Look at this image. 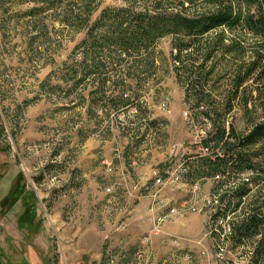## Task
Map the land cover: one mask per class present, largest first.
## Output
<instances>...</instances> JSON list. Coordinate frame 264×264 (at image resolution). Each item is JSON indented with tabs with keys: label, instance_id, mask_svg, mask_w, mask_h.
Listing matches in <instances>:
<instances>
[{
	"label": "rangeland",
	"instance_id": "374dc122",
	"mask_svg": "<svg viewBox=\"0 0 264 264\" xmlns=\"http://www.w3.org/2000/svg\"><path fill=\"white\" fill-rule=\"evenodd\" d=\"M124 3L0 0V264H107L109 260L127 264L144 248L142 238L133 245L117 243L116 224L124 222L127 209L139 203L138 197L126 194V188H131L133 181L140 187L145 178L140 189H148L153 170L166 168L176 155H182L188 167V182L165 190L163 199L179 205L186 197L177 201L175 193L182 191L188 196L195 182L199 191L191 207L180 209L161 226L162 235L167 225L188 215L206 218L191 208L211 205L219 200L220 190L228 189H217L212 176L198 167L199 154H203L198 145L201 132L212 130L202 113L214 116L212 109L229 88L227 79L221 77L215 83L213 73L206 78L204 93H199L192 83L197 78L186 77L173 61L171 37L153 47L154 76L141 73L137 84L124 77V84L138 92V97L129 99L128 107H118L117 95L107 93L89 113L87 94L92 84L85 81L74 87L80 77L74 70L80 62L85 28L66 26L60 20L69 10L78 15L89 6L85 15L93 22L104 8ZM242 8L247 10L245 5ZM249 10L253 12L254 7ZM218 34L204 36L202 43L211 42ZM223 38L226 45L239 39L244 48L259 42L238 31H224ZM185 56L183 53L182 58ZM193 57L198 58L196 53ZM212 60L206 62V68L216 65ZM223 62H218L215 70L222 69ZM202 63L199 58L194 66ZM62 74L76 79L67 75L69 80L63 83ZM119 83L116 77L111 78L105 87L113 89ZM260 112L258 108L254 117ZM224 126L236 137L250 129L240 107L225 116ZM212 146L210 153L216 151ZM259 149L260 144L253 151ZM250 176L238 173L231 181L238 184ZM250 187L253 194L258 189L254 183ZM213 204L217 208V203ZM239 214H227L228 224ZM227 237L219 244L222 256H216V244L203 238L200 252L205 249L208 255L189 259L183 255L182 264H251L258 237L241 245Z\"/></svg>",
	"mask_w": 264,
	"mask_h": 264
},
{
	"label": "trees",
	"instance_id": "16d2710c",
	"mask_svg": "<svg viewBox=\"0 0 264 264\" xmlns=\"http://www.w3.org/2000/svg\"><path fill=\"white\" fill-rule=\"evenodd\" d=\"M242 5L247 7L245 12ZM251 6L253 12L249 10ZM67 12L61 24L85 28V37L79 46L82 49L80 62L74 70V75L80 77L74 87L79 82L92 84L87 94L91 102L87 106L89 113L97 100H102L107 93L117 95L118 107H128L129 99L138 97V92L124 84V77L137 84L141 73L154 76L153 47L166 37L173 41V61L181 66L186 77L197 78L192 83L199 93H204L206 78L213 73L215 83L226 77L229 88L212 109L214 116H209L207 111L202 113L212 130L200 143V147L208 151L205 155L199 154L198 167L210 176L227 175L225 182L217 183V189H228L222 190L219 196L224 208L218 209L214 218H226L227 214L239 211L230 223V238L235 245H241L248 238L258 237L250 263L264 264V0H125L121 7L104 8L93 22L85 15L89 6H84L78 15H73L72 10ZM218 31L211 42L202 43L204 36ZM224 31H238L241 36L259 42L255 47L244 48L242 41L234 39L226 45ZM183 53L186 54L184 58ZM199 58L203 63L194 66ZM212 58L216 65L206 68V62ZM185 61L189 63L187 66ZM218 62H223V67L215 70ZM67 75L62 74L63 83L76 79L69 76L67 80ZM115 77L119 85L107 89L106 81ZM248 82L251 83L244 86ZM235 107L241 108L250 128L241 137L234 136L232 129L229 134L224 126L225 116ZM258 108L261 112L255 118ZM211 143L216 151L210 153ZM258 144L260 149L254 152ZM255 159L260 160L255 162ZM238 173L251 174L252 178L246 177L234 184L231 180ZM253 183L258 186L254 194L250 187ZM260 183L263 185L259 186Z\"/></svg>",
	"mask_w": 264,
	"mask_h": 264
},
{
	"label": "built area",
	"instance_id": "2783aa9c",
	"mask_svg": "<svg viewBox=\"0 0 264 264\" xmlns=\"http://www.w3.org/2000/svg\"><path fill=\"white\" fill-rule=\"evenodd\" d=\"M25 2H33V0H25ZM205 132H201V137L199 138V146L203 138H205ZM173 151H177L176 146H173ZM200 151L205 155L207 153L206 148H201ZM173 152V153H174ZM176 154H173L175 156ZM182 155H176L172 163L167 164V167L159 170H153L151 174V183L150 187L147 190V199H150L151 205L149 204V209L152 212V216L150 219V226L148 231L141 239V246L144 248L143 251L136 253L133 256V259L129 261L127 264H151L150 262V251L149 246L153 240V238L160 237L161 234V226L168 221L172 216L176 215L180 209H188L194 204L196 200V193L199 191V183L195 182V184L191 185L190 191L186 198L179 202L180 204L171 205L168 202H165L163 199V194L167 189L179 188L180 186H184L188 182V167L183 161ZM213 181L225 182L226 176L222 174H216L211 177ZM110 192L109 189H107ZM222 191V190H221ZM207 201V200H205ZM217 203L214 208V204ZM224 206L217 199L211 203V205L206 206V204H202L201 206H193L191 210L193 212H202L206 214V222H205V230H204V238H208L212 244H216L218 252L216 256H222V250L219 247L220 242H226L227 236L230 235V224L227 222V217H217L214 218L218 209H223ZM202 255L207 256V252L205 249L201 252ZM149 255V256H148ZM148 256V257H146ZM123 257V256H122ZM121 257V258H122ZM144 257V258H143ZM125 258V256H124ZM186 259H189V255H185ZM107 264H116L113 260H109Z\"/></svg>",
	"mask_w": 264,
	"mask_h": 264
},
{
	"label": "crops",
	"instance_id": "0c3cea01",
	"mask_svg": "<svg viewBox=\"0 0 264 264\" xmlns=\"http://www.w3.org/2000/svg\"><path fill=\"white\" fill-rule=\"evenodd\" d=\"M144 181L145 178L139 182L140 187L144 185ZM137 183L133 181L132 187L126 188V194L138 197L139 203L127 209L124 222L120 225L116 224L117 233L115 236L118 238V244L127 246L137 244L150 226L152 212L149 211L146 197L148 189H140L136 186ZM184 193L176 192L174 197L177 201L182 200L186 197ZM205 222L204 216L188 215L183 220L167 225L165 233L160 237L153 238L149 246L152 264H182L185 262L182 258L183 255L199 256L204 241ZM165 244L169 247H164Z\"/></svg>",
	"mask_w": 264,
	"mask_h": 264
}]
</instances>
